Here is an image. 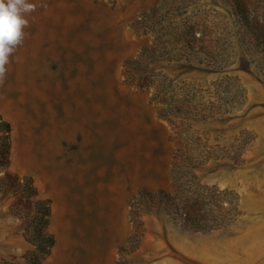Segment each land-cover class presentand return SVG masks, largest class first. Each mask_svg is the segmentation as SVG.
<instances>
[{
	"label": "rangeland",
	"instance_id": "1",
	"mask_svg": "<svg viewBox=\"0 0 264 264\" xmlns=\"http://www.w3.org/2000/svg\"><path fill=\"white\" fill-rule=\"evenodd\" d=\"M160 1L30 0L0 83L14 102L0 110V174L35 184L11 162L27 129L77 130L65 145L93 138V172L129 189L112 264H264V0L147 10ZM23 192L0 187V259L15 264L34 247Z\"/></svg>",
	"mask_w": 264,
	"mask_h": 264
},
{
	"label": "crops",
	"instance_id": "2",
	"mask_svg": "<svg viewBox=\"0 0 264 264\" xmlns=\"http://www.w3.org/2000/svg\"><path fill=\"white\" fill-rule=\"evenodd\" d=\"M12 107L14 102L8 90H0V110ZM27 131V136L22 137L21 152L13 149L11 162L19 159L31 164L38 195L50 199L47 228L55 241L52 254L41 264H112V244L119 239L126 223L124 200L129 189L125 182L111 177L107 184L103 180L107 181L106 178L93 172V138H84L81 145L72 149L65 141L81 142L77 130ZM46 132L52 137L45 136ZM57 136L59 147L53 142Z\"/></svg>",
	"mask_w": 264,
	"mask_h": 264
},
{
	"label": "trees",
	"instance_id": "3",
	"mask_svg": "<svg viewBox=\"0 0 264 264\" xmlns=\"http://www.w3.org/2000/svg\"><path fill=\"white\" fill-rule=\"evenodd\" d=\"M238 1V0H235ZM165 0H161L157 5L150 7L147 10H155L159 6H163ZM239 7V13L243 11L242 4L236 2ZM144 10V11H147ZM125 70L124 75L126 80H132V75ZM0 128H9V122L1 118ZM11 186L15 193L24 191L27 197L20 195L19 203L23 211L30 216L29 225L25 228V233L28 239L34 244V247L25 252V259L28 264H41L42 257L51 250L55 237L54 234L47 228L50 214V199L47 197H40L37 193V187L33 183L32 176L24 174L19 176L17 173L10 170H4L0 174V187ZM146 190L139 189L137 194ZM136 195V194H135ZM33 196V197H29ZM0 264H15L14 261L0 259ZM19 264V263H17Z\"/></svg>",
	"mask_w": 264,
	"mask_h": 264
},
{
	"label": "clouds",
	"instance_id": "4",
	"mask_svg": "<svg viewBox=\"0 0 264 264\" xmlns=\"http://www.w3.org/2000/svg\"><path fill=\"white\" fill-rule=\"evenodd\" d=\"M37 7L30 0H0V83L6 78L10 58L24 41L28 16Z\"/></svg>",
	"mask_w": 264,
	"mask_h": 264
},
{
	"label": "bare ground",
	"instance_id": "5",
	"mask_svg": "<svg viewBox=\"0 0 264 264\" xmlns=\"http://www.w3.org/2000/svg\"><path fill=\"white\" fill-rule=\"evenodd\" d=\"M101 146H102V150H109V145H106V144H103L102 143V139H101ZM114 170H115V172H116V170H117V168L115 167V168H113V172H114ZM115 235V234H114ZM114 235L112 234V237H114ZM56 253V252H55Z\"/></svg>",
	"mask_w": 264,
	"mask_h": 264
}]
</instances>
